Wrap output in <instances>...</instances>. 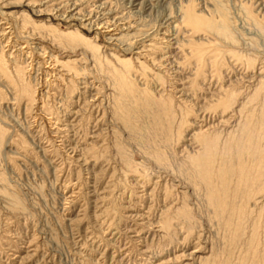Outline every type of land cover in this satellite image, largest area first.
<instances>
[{"label": "rangeland", "instance_id": "rangeland-1", "mask_svg": "<svg viewBox=\"0 0 264 264\" xmlns=\"http://www.w3.org/2000/svg\"><path fill=\"white\" fill-rule=\"evenodd\" d=\"M0 264H264V0H0Z\"/></svg>", "mask_w": 264, "mask_h": 264}, {"label": "bare ground", "instance_id": "bare-ground-1", "mask_svg": "<svg viewBox=\"0 0 264 264\" xmlns=\"http://www.w3.org/2000/svg\"><path fill=\"white\" fill-rule=\"evenodd\" d=\"M140 5V4H139ZM153 6V5H152ZM134 11V10H133ZM34 12V11H33ZM4 14V13H3ZM40 14V13H39ZM38 14V15H39ZM184 14V13H183ZM8 15V14H7ZM37 15V16H38ZM41 15V14H40ZM126 19V18H125ZM183 23L185 24H188V25H190V26H193V28H196V29H202V28H204V26L206 27L207 26V22L205 21V20H203V19H201V18H199V17H196V16H194V15H190V14H186L185 13V15L183 16ZM79 20V19H78ZM106 23H108V22H106ZM84 24V23H83ZM93 24V23H92ZM97 24V23H96ZM102 24V23H101ZM100 24V25H101ZM176 24V23H175ZM111 25V24H110ZM81 26V25H80ZM84 26H85V24H84ZM99 26V25H98ZM97 26V27H98ZM187 26V25H186ZM89 27H90V25H89ZM96 27V26H95ZM96 27V28H97ZM91 28V27H90ZM99 28V27H98ZM115 27H113V29H114ZM100 29H102L103 31H105V32H109V31H112L113 29L112 28H110V26L109 25H102V26H100ZM117 29V28H116ZM115 29V30H116ZM120 30V29H119ZM87 31V30H86ZM91 33V32H90ZM105 34V33H104ZM148 34V33H147ZM122 35V34H121ZM107 36V35H106ZM113 36V35H112ZM117 36V35H116ZM110 37V36H109ZM112 37H110L109 39H111ZM136 40V39H135ZM113 41V40H112ZM88 43H89V41H88ZM93 43V42H92ZM107 43V42H106ZM115 43V42H114ZM91 44V43H90ZM123 44V43H122ZM90 46H92L94 49H92L91 51H93V53H94V51L96 50L95 49V47L96 46H93V45H90ZM89 46V47H90ZM72 47V46H71ZM91 47V48H92ZM130 48V47H129ZM123 50V49H122ZM138 53V52H137ZM92 54V53H91ZM86 55V54H85ZM98 55V54H97ZM92 56V58L95 56H93V55H91ZM105 57V56H104ZM119 72H121V71H119ZM115 73V72H114ZM116 74V73H115ZM122 74V73H121ZM120 74V75H121ZM123 74H125V73H123ZM117 83H116V85H118V87L119 88H122V89H126V88H129V84L124 80V78L123 77H121V76H119V74H117ZM125 79H126V77H125ZM121 89V91L123 92L122 93V95H124V97L126 96H128L127 94L129 93V92H126V91H123ZM122 97V96H121ZM205 155V154H204ZM206 159V158H205ZM204 159V160H205ZM207 161V160H206ZM202 163H203V165L204 166H206V164L203 162V158H202V160L201 161H199L198 162V165L200 166V165H202Z\"/></svg>", "mask_w": 264, "mask_h": 264}]
</instances>
